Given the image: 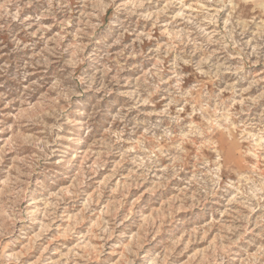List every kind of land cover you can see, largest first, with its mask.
I'll list each match as a JSON object with an SVG mask.
<instances>
[{
    "label": "rangeland",
    "instance_id": "1",
    "mask_svg": "<svg viewBox=\"0 0 264 264\" xmlns=\"http://www.w3.org/2000/svg\"><path fill=\"white\" fill-rule=\"evenodd\" d=\"M0 264H264V0H0Z\"/></svg>",
    "mask_w": 264,
    "mask_h": 264
}]
</instances>
